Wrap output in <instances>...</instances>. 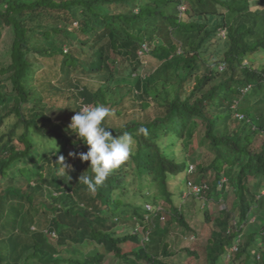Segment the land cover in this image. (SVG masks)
I'll use <instances>...</instances> for the list:
<instances>
[{
    "label": "trees",
    "instance_id": "trees-1",
    "mask_svg": "<svg viewBox=\"0 0 264 264\" xmlns=\"http://www.w3.org/2000/svg\"><path fill=\"white\" fill-rule=\"evenodd\" d=\"M3 40L0 125L15 120L0 132V264H176L170 229H190L169 187L179 174L183 191L208 185L201 199L234 196L206 262L264 264V226L242 240L264 211V63H244L264 51V0H0ZM98 105L135 144L92 191L89 146L51 110ZM197 146L213 158L189 171Z\"/></svg>",
    "mask_w": 264,
    "mask_h": 264
},
{
    "label": "rangeland",
    "instance_id": "rangeland-1",
    "mask_svg": "<svg viewBox=\"0 0 264 264\" xmlns=\"http://www.w3.org/2000/svg\"><path fill=\"white\" fill-rule=\"evenodd\" d=\"M180 9H183V7L181 6ZM5 45L6 44H4V40H3L0 43V59L1 61L6 63L7 61H9V58L8 56H5V50H6ZM223 51L224 48L220 47L218 49V52H215L212 57L218 56V53L220 55ZM250 62L252 64L251 66H253L254 64H258V65L263 64L264 51L260 52L257 55H254V57H252L251 60L249 59L247 60V62L244 63L246 64ZM120 75H125V74H120ZM1 79L2 76L0 75V81ZM9 89H10L9 83L4 84V87L0 88L1 91H5ZM3 113L4 110L0 109V115H2ZM51 114L54 120L59 122H65L67 125L70 124L71 118L73 116L72 114L65 113L61 110H54V111L51 110ZM14 120L15 119L13 117L6 118L0 125V132L5 131L7 126L12 122H14ZM262 139H263L262 135L259 134L258 136H256L253 141V146L255 148L259 147L260 143L262 142ZM179 154L182 153L180 152ZM211 155H213V153L208 152L206 147L204 148L201 146H197L196 150L193 151L192 155H188L186 157L189 164V171H194L196 167V163L197 162L203 163V161H205V158L207 156L210 157L208 159V161H210L213 158L211 157ZM191 178L193 179L194 177ZM191 178L190 180H192ZM214 180H215V176L212 170L208 172V174L203 180L201 179V181H207L208 183L213 182ZM250 180L252 181V179ZM169 187L174 191L175 200L179 202V205L181 204V208L183 209V213L185 215V220L187 221L190 227L189 230H185L181 225L174 224L170 229V233L167 240L169 241L170 246L175 253V257H174L175 263L176 264H208L205 260V246L208 240L210 239L211 232L217 228L214 219L217 218L219 215H221L220 214L221 210L231 207V203H232L231 200L234 199L233 194L230 193L229 198L226 201H224L223 197H219L220 199L218 201L214 200L213 198L207 199V195L205 197L207 200L201 198L196 199L193 197L188 199L187 198L188 195H186V193L188 192H184V194H182V191L185 188V180L181 174L178 175L175 181L169 182ZM219 191L220 189L218 190V192ZM150 206L151 209H153L154 206L152 204H150ZM159 206H163V205H159ZM235 213H237V211H235ZM166 214H168V212L165 211V215ZM242 226H243L242 240L244 244V242L247 239V236L251 234L250 232H254L253 229L259 231L264 226V211H261L258 214H256V217L252 216L247 221V223L242 224ZM35 227L39 228V225H35ZM131 227H133V225H131ZM123 228H125V226H123ZM185 249L194 252L193 255L187 254ZM106 260H107L106 264H113L112 256H109ZM221 262L226 263L227 260L224 259L223 261L221 260Z\"/></svg>",
    "mask_w": 264,
    "mask_h": 264
},
{
    "label": "clouds",
    "instance_id": "clouds-1",
    "mask_svg": "<svg viewBox=\"0 0 264 264\" xmlns=\"http://www.w3.org/2000/svg\"><path fill=\"white\" fill-rule=\"evenodd\" d=\"M222 67L223 66H220L219 68L222 69ZM109 115H111V109L108 107L99 105L91 108L85 107L79 109V111L72 116L71 122L68 125V128H70L82 142L89 146L88 151L79 153V156L83 161H90L93 175H81L79 180H82L92 191H95L98 186L102 185L114 169L128 160L134 150L135 140L131 133L124 131L122 134L114 136L112 132L108 130L109 128L103 126L105 118ZM33 142L39 144V139L33 137ZM44 147L47 148L49 145H45ZM69 155L75 156L76 153L70 152ZM58 161L63 166L64 171L66 167H70V165L64 164L63 156H60ZM187 187L188 189L183 191V194L184 192H188L186 193L188 197L193 195L195 198L199 199V194L203 193V191L208 188V185L192 182L190 184L188 181ZM147 206L150 207L147 208L148 210H153L150 204H147L146 207Z\"/></svg>",
    "mask_w": 264,
    "mask_h": 264
},
{
    "label": "built area",
    "instance_id": "built-area-1",
    "mask_svg": "<svg viewBox=\"0 0 264 264\" xmlns=\"http://www.w3.org/2000/svg\"><path fill=\"white\" fill-rule=\"evenodd\" d=\"M180 7H179V9H180ZM182 7H183V9H180V10H184V6H182ZM220 33H221L220 34L221 36H224V31H221ZM144 47H146V46H144ZM147 207L149 208V206H147ZM232 250H236V246L235 245L232 247Z\"/></svg>",
    "mask_w": 264,
    "mask_h": 264
}]
</instances>
